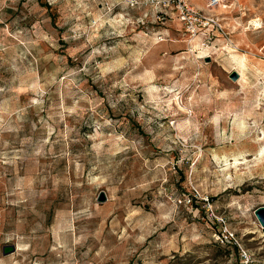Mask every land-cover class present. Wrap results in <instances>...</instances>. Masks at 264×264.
Masks as SVG:
<instances>
[{"label":"rangeland","instance_id":"obj_1","mask_svg":"<svg viewBox=\"0 0 264 264\" xmlns=\"http://www.w3.org/2000/svg\"><path fill=\"white\" fill-rule=\"evenodd\" d=\"M189 2L0 0V264H264V0Z\"/></svg>","mask_w":264,"mask_h":264},{"label":"built area","instance_id":"obj_2","mask_svg":"<svg viewBox=\"0 0 264 264\" xmlns=\"http://www.w3.org/2000/svg\"><path fill=\"white\" fill-rule=\"evenodd\" d=\"M179 15V19L187 26L189 33L197 34L202 30L219 27L216 16L206 15L194 8L189 0H169ZM230 0H208L207 8L226 5ZM213 215V214H212ZM215 217V216H214ZM242 257L247 261V254L241 249Z\"/></svg>","mask_w":264,"mask_h":264},{"label":"water","instance_id":"obj_3","mask_svg":"<svg viewBox=\"0 0 264 264\" xmlns=\"http://www.w3.org/2000/svg\"><path fill=\"white\" fill-rule=\"evenodd\" d=\"M230 78L235 81L238 78V74L236 72H232L230 74ZM105 200V197L103 194H100L98 202H103ZM255 216L257 217L258 221L260 224L264 227V206L263 207H258L255 211ZM15 250L14 246H5L3 247L2 253L3 255H8L13 253Z\"/></svg>","mask_w":264,"mask_h":264},{"label":"bare ground","instance_id":"obj_4","mask_svg":"<svg viewBox=\"0 0 264 264\" xmlns=\"http://www.w3.org/2000/svg\"><path fill=\"white\" fill-rule=\"evenodd\" d=\"M222 8H226V7H222ZM254 26L256 27L257 25L255 24Z\"/></svg>","mask_w":264,"mask_h":264},{"label":"trees","instance_id":"obj_5","mask_svg":"<svg viewBox=\"0 0 264 264\" xmlns=\"http://www.w3.org/2000/svg\"><path fill=\"white\" fill-rule=\"evenodd\" d=\"M236 249V248H235ZM237 250V249H236Z\"/></svg>","mask_w":264,"mask_h":264}]
</instances>
